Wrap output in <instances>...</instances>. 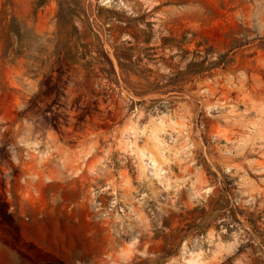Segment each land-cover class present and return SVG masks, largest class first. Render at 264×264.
<instances>
[{
  "label": "rangeland",
  "instance_id": "1",
  "mask_svg": "<svg viewBox=\"0 0 264 264\" xmlns=\"http://www.w3.org/2000/svg\"><path fill=\"white\" fill-rule=\"evenodd\" d=\"M0 20V264H264V0Z\"/></svg>",
  "mask_w": 264,
  "mask_h": 264
},
{
  "label": "trees",
  "instance_id": "2",
  "mask_svg": "<svg viewBox=\"0 0 264 264\" xmlns=\"http://www.w3.org/2000/svg\"><path fill=\"white\" fill-rule=\"evenodd\" d=\"M1 22V20H0ZM69 42L66 43L65 45V53L63 57L64 59H66L67 61L71 62L72 64L78 65L79 64V59L83 58L79 55V51H78V47L76 44H72L71 43V39L69 38L68 40ZM70 56V57H68ZM86 65V64H85ZM120 66L122 67V63H120ZM148 91H142V92H135L138 95H143L145 93H147Z\"/></svg>",
  "mask_w": 264,
  "mask_h": 264
},
{
  "label": "bare ground",
  "instance_id": "3",
  "mask_svg": "<svg viewBox=\"0 0 264 264\" xmlns=\"http://www.w3.org/2000/svg\"><path fill=\"white\" fill-rule=\"evenodd\" d=\"M149 158H150V156H149ZM152 159V158H151Z\"/></svg>",
  "mask_w": 264,
  "mask_h": 264
}]
</instances>
